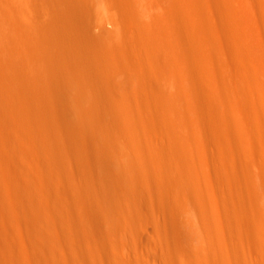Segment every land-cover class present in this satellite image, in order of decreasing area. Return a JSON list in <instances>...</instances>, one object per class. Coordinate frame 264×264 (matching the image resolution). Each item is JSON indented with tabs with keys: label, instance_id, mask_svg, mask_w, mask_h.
Masks as SVG:
<instances>
[{
	"label": "bare ground",
	"instance_id": "6f19581e",
	"mask_svg": "<svg viewBox=\"0 0 264 264\" xmlns=\"http://www.w3.org/2000/svg\"><path fill=\"white\" fill-rule=\"evenodd\" d=\"M123 1L130 42L93 54L117 90L161 28ZM173 1V91L60 109L0 0V264H264V0Z\"/></svg>",
	"mask_w": 264,
	"mask_h": 264
},
{
	"label": "rangeland",
	"instance_id": "374dc122",
	"mask_svg": "<svg viewBox=\"0 0 264 264\" xmlns=\"http://www.w3.org/2000/svg\"><path fill=\"white\" fill-rule=\"evenodd\" d=\"M29 1L28 65L38 62L41 72L50 74L45 84L35 87L38 89L36 98L46 100L50 107H95L120 94L135 97L134 102L138 100L143 106H154L157 96L174 90L166 75L172 65L169 56L177 50L168 40V28L177 24L173 0H139L142 18L152 23L156 21L161 27L154 33L157 58L151 59L149 52L144 51L138 62L131 64L123 59L121 66L126 74L133 78L145 74L146 82H132L121 90L96 73L93 54L100 43L130 42V35L125 31L127 17L122 12L126 2L57 0L54 5L52 0ZM65 23L71 24L69 32ZM72 60L77 64L67 65Z\"/></svg>",
	"mask_w": 264,
	"mask_h": 264
}]
</instances>
